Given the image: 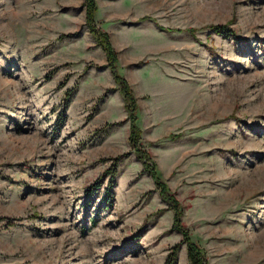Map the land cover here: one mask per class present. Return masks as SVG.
<instances>
[{"label":"rangeland","instance_id":"obj_1","mask_svg":"<svg viewBox=\"0 0 264 264\" xmlns=\"http://www.w3.org/2000/svg\"><path fill=\"white\" fill-rule=\"evenodd\" d=\"M188 246L264 264V0H0V264Z\"/></svg>","mask_w":264,"mask_h":264},{"label":"trees","instance_id":"obj_2","mask_svg":"<svg viewBox=\"0 0 264 264\" xmlns=\"http://www.w3.org/2000/svg\"><path fill=\"white\" fill-rule=\"evenodd\" d=\"M215 30L219 34H223V33L226 34L229 31L228 29H226L224 27H216ZM231 35H233V34H230L228 36H231ZM115 175H116V173L110 174L109 179L113 180L115 178ZM112 180H110V182H112ZM109 187H110V185H109ZM109 187L106 189V193H105V197H104V201L108 202V203L110 202V198H111V192H110L111 189ZM98 190H99L98 185L94 184V185L90 186L89 189L86 191L87 193H89V195H87V196L94 194ZM177 250L178 249H175L174 252H172L171 255L167 257L164 264H174L175 263ZM197 257H198V255L196 254V252H192L190 246H188V259H189V261L192 264H198Z\"/></svg>","mask_w":264,"mask_h":264}]
</instances>
